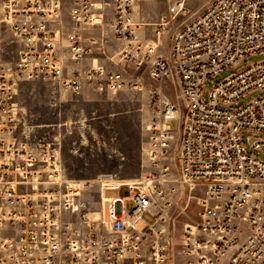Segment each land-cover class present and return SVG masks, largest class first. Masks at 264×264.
Masks as SVG:
<instances>
[{"label":"built area","instance_id":"obj_1","mask_svg":"<svg viewBox=\"0 0 264 264\" xmlns=\"http://www.w3.org/2000/svg\"><path fill=\"white\" fill-rule=\"evenodd\" d=\"M185 2L171 0L168 14H182ZM105 6L0 0V39L8 33L19 48L14 63L0 60V264H264V162L255 156L264 154V139L255 137L264 134V94L237 105L264 91V61L243 62L264 53V0H210L172 32L166 54L157 50L167 22L157 25L151 44L139 34L134 0H111L116 63L145 67L154 86L146 171L104 188L98 221L75 212L78 192L62 184L58 147L17 137L21 82L45 81L72 94L125 87L121 71L79 68L90 48L103 45L101 38L85 41L84 31L101 25ZM240 66L204 93L208 82ZM169 81L176 83L175 100L163 90ZM122 189V196H105ZM191 199L197 218L184 225L175 250L164 223Z\"/></svg>","mask_w":264,"mask_h":264},{"label":"rangeland","instance_id":"obj_2","mask_svg":"<svg viewBox=\"0 0 264 264\" xmlns=\"http://www.w3.org/2000/svg\"><path fill=\"white\" fill-rule=\"evenodd\" d=\"M210 0H186L185 11L176 16H168V0H137L140 19L152 13L167 22L166 39L174 30L182 26L200 13ZM106 4L110 0L104 1ZM110 5L105 6L99 36L103 40L101 47L90 48L87 56H92L109 71H121L127 81L125 87L114 94L99 90H83L72 94L61 90L57 85L45 81L21 82L16 90L15 101L19 108V120L16 135L21 140L36 143H52L60 152L62 168V184L82 182V191L75 202V212L86 214L98 212L101 215L100 185L101 176H110L114 183L133 181L146 171L144 147L146 142V126L149 120L148 89L154 86L149 80L145 67L136 69L132 66L117 64L115 53L120 48L113 38L109 23H111ZM148 23L147 20H143ZM104 24V25H103ZM148 28V27H145ZM147 32V30H146ZM19 48L8 33L0 39V60L3 63H14L17 60ZM65 62L69 64L67 51L60 50ZM264 61V53L244 58V65ZM227 70L211 82H208L204 93L230 73L238 71ZM135 79L139 82L134 86ZM163 90L171 100H175L176 83L168 82ZM167 83V84H168ZM175 83V86H174ZM264 94L256 91L241 99L237 105L244 104ZM174 129V123L169 122ZM264 139V134L256 135ZM264 162V154H255ZM112 186V185H111ZM71 187V186H70ZM110 187V186H109ZM125 190L119 192L107 190L105 196H122ZM195 196L201 197L200 193ZM125 209L131 210L133 203L125 202ZM199 209L196 200L191 199L183 214H170L164 223V228L170 235L175 250L185 224L196 221ZM85 213V214H84ZM147 223L153 221L149 214L142 216ZM180 263V260H179Z\"/></svg>","mask_w":264,"mask_h":264},{"label":"crops","instance_id":"obj_3","mask_svg":"<svg viewBox=\"0 0 264 264\" xmlns=\"http://www.w3.org/2000/svg\"><path fill=\"white\" fill-rule=\"evenodd\" d=\"M92 1H97V0H92ZM105 1V0H104ZM135 1L137 0H134V19L137 23L141 24V31H140V35L143 36L144 38H146V40H148L151 44H154V37H153V31L156 29L157 25H159L160 21L158 22L159 20V17H155L154 14L152 13H149L147 14V16H145L144 19H140V14L138 13V5L136 6L135 4ZM169 4H168V7L170 5V2L171 0H168ZM110 3H111V0H110ZM110 3L107 5H110ZM106 4V3H105ZM110 10H111V7H110ZM104 11H105V7H103V16H104ZM168 16H170L169 14H167ZM63 16L64 18H68L67 17V9H64L63 11ZM171 17V16H170ZM111 18H112V11H111ZM110 18V20H111ZM143 20H147L148 23H144ZM162 20V19H161ZM104 25V24H103ZM111 23H109V27H110ZM101 26L98 25L94 28H90V29H86L84 31V38H85V41H87V38L88 37H95L96 39L100 40V36L98 35L99 32L101 31ZM145 27H148V28H145ZM147 30V32H146ZM86 43V42H85ZM167 49H168V39L162 37V39L160 40V45L158 47V52L161 53V54H166L167 53ZM93 60L94 63H97V65H101L100 61H98V59L94 58V57H90V58H86L79 66V68H88L91 66L90 64V61ZM72 68V67H71ZM78 68V67H77Z\"/></svg>","mask_w":264,"mask_h":264},{"label":"bare ground","instance_id":"obj_4","mask_svg":"<svg viewBox=\"0 0 264 264\" xmlns=\"http://www.w3.org/2000/svg\"><path fill=\"white\" fill-rule=\"evenodd\" d=\"M106 5H107V4H106ZM96 7H97V6H96ZM90 57H91V56L89 55V56H87L86 58H90ZM90 64H91L92 66L97 65V63H94L93 60L90 61ZM82 184H83L82 182H72V181H69L68 186H69V187L71 186L70 188H72V189L77 190V188H78V190L82 191ZM98 184L100 185V194L102 195L103 190H104V188H105L106 186H107V187H109V186H110V187H112V186H117V185L123 184V182H122V183H121V182H116V183H114L110 176H101L100 179L98 180ZM111 185H112V186H111ZM76 195H77V196L80 195V192L77 193ZM84 214H85V213H84ZM86 217L88 218V220H89L90 222H96V221L99 220V218H100V214H99L98 212H91V213L86 214Z\"/></svg>","mask_w":264,"mask_h":264}]
</instances>
